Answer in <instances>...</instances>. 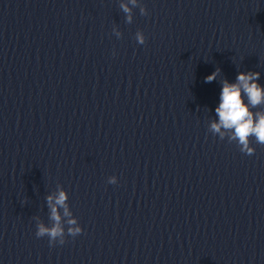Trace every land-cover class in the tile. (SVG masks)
I'll return each instance as SVG.
<instances>
[{
    "label": "clouds",
    "instance_id": "9594fccd",
    "mask_svg": "<svg viewBox=\"0 0 264 264\" xmlns=\"http://www.w3.org/2000/svg\"><path fill=\"white\" fill-rule=\"evenodd\" d=\"M133 5L137 4V0H130ZM121 8L125 13H128V20L131 21V9L122 4ZM141 14L146 15L145 9H141ZM139 43H144L142 33H137ZM219 69L205 78L206 82H212L216 79ZM259 72H240L235 82L224 80L219 95V105L215 109L218 116V122L213 121L210 125V130L213 134H219L223 140L227 135L229 141H235L241 152L252 155L255 149L251 146V138H254L256 143L264 145V112H253L252 109L264 105V86H261L259 80ZM222 129L224 131H222ZM110 184L117 183V177L109 178ZM53 200L55 202L53 203ZM50 208V219L53 221L51 226H46L42 222L36 224V236L38 238L47 236L50 244H64L65 236L71 235L75 237L82 233V227L77 223L76 219H68L65 227L61 223V213L58 208L63 209V216L70 217L72 214L66 203L67 195L61 190L54 198L47 197Z\"/></svg>",
    "mask_w": 264,
    "mask_h": 264
}]
</instances>
